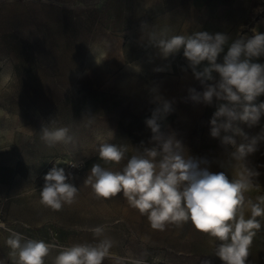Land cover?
<instances>
[{"label":"rangeland","instance_id":"obj_1","mask_svg":"<svg viewBox=\"0 0 264 264\" xmlns=\"http://www.w3.org/2000/svg\"><path fill=\"white\" fill-rule=\"evenodd\" d=\"M203 32L225 37L214 60L223 65L235 42L264 34V0H0V264H22L17 238L21 247L43 240V264H57L72 246L102 243L110 244L102 264H223L220 242L190 219L153 228L149 212L129 200L138 194L99 196L91 171L99 164L123 172L136 156L158 173L179 154L243 183L237 214L251 217L264 197V110L254 122L240 119L243 102L224 98L212 62L164 49L174 36ZM239 59L264 65V52ZM210 88L221 95L206 100ZM222 106L237 118L217 115ZM60 129L62 139L45 136ZM105 143L123 153L119 162L100 158ZM241 145L254 150L241 156ZM54 166L76 188L59 210L40 194ZM186 186L178 181L179 191ZM256 219L261 229L245 264H264V215Z\"/></svg>","mask_w":264,"mask_h":264},{"label":"clouds","instance_id":"obj_2","mask_svg":"<svg viewBox=\"0 0 264 264\" xmlns=\"http://www.w3.org/2000/svg\"><path fill=\"white\" fill-rule=\"evenodd\" d=\"M224 39L220 34L213 38L206 32L189 38L174 36L164 42V49L165 52H171L183 47L185 57L193 64H199L205 59L212 62L221 75L220 88L224 98L230 102H243V112L239 118L254 122L264 110V103L258 106L252 103L259 95L264 94V65L250 63L248 59L241 61L239 57L242 53L248 57L260 56L264 52V34L256 33L247 43L235 42L230 47L224 64H215V57L221 50ZM205 72L209 70L206 69ZM214 93L221 95L210 88L204 93V98L211 100ZM217 115L237 118L236 113L226 106H222ZM148 124L154 132L157 131L158 126L154 120H149ZM228 126L230 125H225ZM66 131L60 129L54 133L46 132L45 136L59 140L64 138ZM212 134L217 135L218 130L214 128ZM168 146L165 143L166 149ZM253 150L251 146L245 148L241 145L239 152L244 156ZM99 156L103 160L119 162L123 153L116 145L105 143L100 146ZM91 171L96 177L94 189L99 196L109 198L121 190L126 194H138V199L129 195V200L140 212H149L153 228L163 230L165 222L181 223L190 219L195 229L209 233L220 242L215 255L223 264H245L253 237L261 229V222L256 217L264 215V207H261L264 197L258 198L260 203L251 205L250 218L245 219L243 213L238 215L237 208L243 204L242 191L246 187L243 183L230 181L224 172L200 170L196 163L185 160L179 154H173L161 162L158 173L150 160L136 156L128 160L123 172L107 171L99 164H93ZM44 179L45 184L40 194L45 204L59 210L62 201L71 202L76 188L65 183L67 177L64 168L54 166ZM178 181L187 182L182 192L177 188ZM13 244L20 247L22 264H43V258L49 250L43 240H29L21 247L17 238ZM106 247H110V244L102 243L97 247L72 246L58 255L57 264H102ZM204 264L209 262L205 261Z\"/></svg>","mask_w":264,"mask_h":264}]
</instances>
